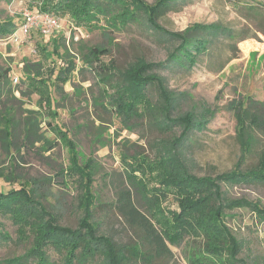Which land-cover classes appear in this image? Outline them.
<instances>
[{
  "label": "rangeland",
  "instance_id": "374dc122",
  "mask_svg": "<svg viewBox=\"0 0 264 264\" xmlns=\"http://www.w3.org/2000/svg\"><path fill=\"white\" fill-rule=\"evenodd\" d=\"M143 1L154 8L159 2ZM38 4L39 0H13L10 4L0 0V20L11 18L18 24L16 38L14 35L0 37V67L13 68L14 84V78L18 77V82L23 78L21 70L25 60L44 64L45 74L42 79H47L53 70L66 68L70 59L63 57L66 48L75 57L79 69L83 68L79 57L83 45L101 46L110 50L108 55L101 57L100 62L113 64L117 76L118 71L127 69L137 60L153 63L167 60L170 50L177 45L176 41L155 31L143 19L116 30L108 28L103 18L99 24L94 21L76 26L68 17H59L61 27L53 34L44 36L35 30L25 38L19 30L23 12L28 8H36ZM251 4H254V0H180L178 4L166 7L168 9L162 8L154 13L158 14L153 17L154 24L166 32L181 33L195 24H220L238 32L235 39L225 35L213 38L208 51L189 72L179 67L159 71V74L166 77L172 90L187 94L182 113L199 111L202 106L210 108L214 113L206 128L194 132L185 146L189 167L193 174L200 177L216 179L221 174L232 173L237 169L242 155L245 156L240 167L242 170L256 167L264 153V131L253 124L246 125L242 130L238 123L239 111L241 107L248 106V99L264 103V35L256 32L254 24L243 16ZM103 28L109 31L105 32ZM246 33L252 38L239 41L240 36ZM43 49L47 52L55 51L57 62L48 60ZM116 76L104 83L99 81L100 77L95 70L85 67L77 70L71 82L64 86L68 96L60 99L55 118L49 115V110L45 111L49 108L48 89L43 81H37L35 85L38 95L30 100L25 99L30 103L23 108L38 109L40 104V108L47 114L45 122L53 125L58 122L68 131L76 145L75 151L80 163L84 164L89 157L94 159L98 169L92 191L97 198V207L103 204L96 211L100 230L120 244H139L142 242L140 231L130 226L113 206L116 187L125 184V171L129 170V165L135 164L136 158L145 171L144 174L137 171L136 175L144 177L150 189H163L158 183L159 170L150 168L155 159V144L178 137L181 128L174 126L167 130L159 129L149 117L132 121L128 126L121 123L103 94L104 89L109 94L114 93ZM17 95L20 97L19 93ZM150 95H157L154 88L150 89ZM95 97L97 103L94 102ZM99 101H102L103 107ZM16 105L22 106V103L16 102ZM251 107L252 112L261 109L258 106ZM43 126L42 133H46L49 140L60 142L59 146L44 151L40 148L41 144H35L21 150L14 148L11 154L0 152V169L7 172L17 164V176L25 179L24 182L37 179L40 185H35L40 201L49 211L56 213L63 225L75 228L82 216L77 207L80 187L75 177L62 175L72 155L70 141L67 138L62 140L47 124ZM98 134L104 135L106 147L96 142ZM19 183L11 185L0 179V189L7 191L18 187ZM221 187L227 200L244 198L264 208L263 184H222ZM168 210H179L176 198L169 191L159 204L157 220L165 224L164 221L169 220ZM223 213V230L229 233L236 244L237 260L264 264V223L246 208H225ZM0 224L11 236L8 241H0V261L26 255L32 247V233H29L27 239L19 240L17 226L9 217L1 215ZM189 239L179 246H170L172 256L156 258L149 264H188L186 257L190 250L199 245L198 241ZM49 254L56 264L60 262L58 253L50 250Z\"/></svg>",
  "mask_w": 264,
  "mask_h": 264
},
{
  "label": "trees",
  "instance_id": "16d2710c",
  "mask_svg": "<svg viewBox=\"0 0 264 264\" xmlns=\"http://www.w3.org/2000/svg\"><path fill=\"white\" fill-rule=\"evenodd\" d=\"M2 1L8 4L13 2ZM179 1L159 0L154 8L143 0H39L38 6L33 8L57 17H68L76 26H84L94 21L99 24L103 18L108 28L116 30L143 19L155 31L162 33L169 40L176 41L177 45L172 47L167 60L159 63L137 60L127 69L118 71L117 76L113 64L100 62L101 57L108 55L110 50L101 46L83 45L79 57L83 68L97 71L99 81L106 83L116 76L114 93L109 94L104 89L103 94L109 100L111 110L121 119V123L128 126L132 121L149 117L159 129L167 130L178 126L181 128V134L172 140L155 144V159L150 168L159 170L158 183L163 189H150L144 177L136 175L137 171L143 174L145 172L136 158L135 166L129 165V170L125 171V184L117 185L114 208L130 226L142 234V242L139 244H120L100 230L96 219L97 209L103 206L100 204L97 207V198L92 191L98 164L90 157L81 164L75 151L76 145L68 131L58 122L55 125L45 122L47 114L44 112L49 110V115L56 117L60 99L68 96L64 86L71 82V77L77 70L83 68L79 69L75 57L67 48L63 57L70 58L68 66L53 70L47 79H42L45 74L42 62L25 60L21 70L23 78L16 84L12 77L13 68L0 67V152L11 154L14 148L21 150L35 144H41L40 148L44 151L55 149L60 142L51 141L46 133H42L44 123L56 131L62 140L67 138L72 155L62 175L73 176L78 182L80 192L77 196V207L82 212L77 227L63 225L56 213L49 211L40 201V194L35 185L39 183L37 179L24 182L25 179L17 176V164L7 172L0 169V179L11 185L20 181L18 187L7 191L0 189V216L9 217L17 226V239L25 240L29 233L33 235L32 247L26 255L0 261V264H56L50 258V250L60 256V262L57 264H149L156 258L172 256L170 246H179L188 238L199 242L186 257L188 264H249L236 258V244L229 237V233L223 230V211L225 208H246L264 223V208L259 203L244 198L227 200L221 185H264V153L261 154L257 166L250 169L240 168L245 157L242 155L237 169L232 173L221 174L216 179L193 174L185 146L194 132H201L206 128L214 113L210 108L203 106L199 111L189 110L182 113L181 108L187 94L172 90L166 77L159 74L160 70L172 67L191 71L199 58L208 51L213 38L225 35L235 39L238 32L220 24H195L181 33L163 31L154 24L153 17L158 15H154L157 13L155 11L170 8ZM243 16L254 24L256 32L264 35V0H254V4L247 8ZM17 30L18 24L15 20H0L1 38L11 36ZM102 30L109 31L107 28ZM203 34L205 37H202ZM249 38L252 36L246 33L240 36L239 41ZM43 50L48 60L57 62L54 58L55 51ZM96 62H99V65H96ZM37 81H43L48 89L49 108L45 111L40 108L38 101V109L23 108L25 104L30 103L25 99L30 100L34 95H38L35 85ZM151 88L157 92L155 97L150 95ZM97 101L95 97L94 102ZM16 102L22 103V106H17ZM248 102V106L241 107L242 110L238 114L240 128L244 130L246 125L253 124L264 131V103L251 98ZM99 103L103 107L102 101ZM251 106L261 109L257 108L252 112ZM103 138L104 135L98 134L96 142H101L102 146L106 147ZM105 177L108 178V175L105 174ZM168 191L176 198L179 210H168L169 220L163 224L156 216L159 204ZM160 211L162 212L161 209ZM2 227L0 224V241L10 240L11 236Z\"/></svg>",
  "mask_w": 264,
  "mask_h": 264
},
{
  "label": "built area",
  "instance_id": "2783aa9c",
  "mask_svg": "<svg viewBox=\"0 0 264 264\" xmlns=\"http://www.w3.org/2000/svg\"><path fill=\"white\" fill-rule=\"evenodd\" d=\"M23 20L19 30L25 38H28L35 30L44 36H49L61 27L59 17L51 13L42 12L40 9H25L23 12ZM13 35L16 38V33ZM14 81L17 83L18 77L14 78Z\"/></svg>",
  "mask_w": 264,
  "mask_h": 264
},
{
  "label": "crops",
  "instance_id": "0c3cea01",
  "mask_svg": "<svg viewBox=\"0 0 264 264\" xmlns=\"http://www.w3.org/2000/svg\"><path fill=\"white\" fill-rule=\"evenodd\" d=\"M24 21V20H23ZM23 23V22H22ZM22 25V24H21ZM21 27V26H20Z\"/></svg>",
  "mask_w": 264,
  "mask_h": 264
}]
</instances>
